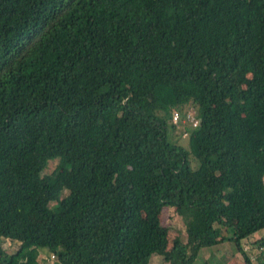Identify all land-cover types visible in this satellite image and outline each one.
Returning <instances> with one entry per match:
<instances>
[{"label":"trees","instance_id":"trees-1","mask_svg":"<svg viewBox=\"0 0 264 264\" xmlns=\"http://www.w3.org/2000/svg\"><path fill=\"white\" fill-rule=\"evenodd\" d=\"M187 105L195 170L171 140ZM262 230L264 0H0V264H193L225 241L253 264Z\"/></svg>","mask_w":264,"mask_h":264},{"label":"rangeland","instance_id":"rangeland-1","mask_svg":"<svg viewBox=\"0 0 264 264\" xmlns=\"http://www.w3.org/2000/svg\"><path fill=\"white\" fill-rule=\"evenodd\" d=\"M181 120H179L174 125V131L171 137L172 142L179 144L186 148L190 155L189 160L191 164V168L193 170L197 169L198 163L195 160V152H196V141L193 134V128L190 124V118H195L196 111L191 105H187L181 110ZM195 126L194 128H196ZM57 165V161H51L48 164L46 169V173H51ZM67 192L63 191L61 193L62 197H65ZM56 203H50L49 208L55 211L57 209ZM161 223L169 230V246L171 245V241L175 237H179L181 241L184 243L186 241V234L184 231V222L182 218L174 211L173 208H164L161 213ZM221 234L226 238L231 236L232 230L228 229L227 231L221 230ZM264 236V233H261ZM262 239V238H261ZM245 241V240H244ZM16 243L0 238V248L5 252V254L9 255L15 252L17 246ZM253 243H246L243 246V250L247 253L250 258L251 263L255 264L258 258L259 248H256L255 253H250L252 248L248 250V247H251ZM257 252V253H256ZM55 258L51 257L50 254L46 251H40L38 254V264H55ZM261 260V259H260ZM260 262V261H259ZM245 264L244 258L241 253H239L235 247V245L230 241H225L220 245H216L213 247H204L199 250L198 255L193 262V264ZM149 264H170L165 263L161 256L152 255L149 261Z\"/></svg>","mask_w":264,"mask_h":264},{"label":"crops","instance_id":"crops-1","mask_svg":"<svg viewBox=\"0 0 264 264\" xmlns=\"http://www.w3.org/2000/svg\"><path fill=\"white\" fill-rule=\"evenodd\" d=\"M261 233H264V230H262V231H259V232H257V233H255V234H253L252 236H250L248 239H246L245 241H242V246L244 245V244H246V243H249V244H251V243H253V245L251 246V247H248V250L250 249V248H252V251H250L249 250V252L250 253H255V251H256V248L255 247H253V246H255L254 245V242L255 241H257V240H259V239H264V236H263V234H261ZM17 245L16 246H18V243H16ZM243 247H245L246 248V246H243ZM17 249V248H16ZM259 250H261V251H264V247H262V248H260ZM260 251V252H261ZM260 252L258 251V260H257V262L256 263H258L259 261H260V258H261V256H260ZM257 253V252H256ZM249 257V256H248ZM250 259V258H249ZM255 263V264H256Z\"/></svg>","mask_w":264,"mask_h":264},{"label":"built area","instance_id":"built-area-1","mask_svg":"<svg viewBox=\"0 0 264 264\" xmlns=\"http://www.w3.org/2000/svg\"><path fill=\"white\" fill-rule=\"evenodd\" d=\"M179 120H181V114L179 112H177V111H173L172 112V121H173V123L176 124ZM189 120H190V124H191V126L193 128L195 126H197V124H198L197 120H195L194 118H192V119L190 118ZM51 257H53V256H51Z\"/></svg>","mask_w":264,"mask_h":264}]
</instances>
